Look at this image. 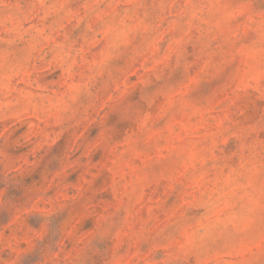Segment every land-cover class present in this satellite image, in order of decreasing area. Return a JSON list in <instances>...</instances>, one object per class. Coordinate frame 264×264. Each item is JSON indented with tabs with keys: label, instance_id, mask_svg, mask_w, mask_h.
<instances>
[{
	"label": "rangeland",
	"instance_id": "1",
	"mask_svg": "<svg viewBox=\"0 0 264 264\" xmlns=\"http://www.w3.org/2000/svg\"><path fill=\"white\" fill-rule=\"evenodd\" d=\"M0 264H264V0H0Z\"/></svg>",
	"mask_w": 264,
	"mask_h": 264
}]
</instances>
